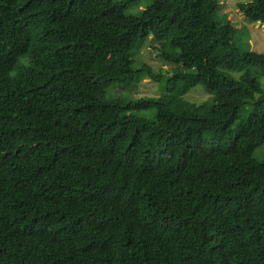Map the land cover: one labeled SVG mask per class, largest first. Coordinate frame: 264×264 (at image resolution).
I'll return each instance as SVG.
<instances>
[{"label":"trees","instance_id":"obj_1","mask_svg":"<svg viewBox=\"0 0 264 264\" xmlns=\"http://www.w3.org/2000/svg\"><path fill=\"white\" fill-rule=\"evenodd\" d=\"M130 2L0 0V264H264V54L221 0ZM149 36L171 76L133 68ZM144 78L165 93L111 94Z\"/></svg>","mask_w":264,"mask_h":264},{"label":"rangeland","instance_id":"obj_2","mask_svg":"<svg viewBox=\"0 0 264 264\" xmlns=\"http://www.w3.org/2000/svg\"><path fill=\"white\" fill-rule=\"evenodd\" d=\"M117 2H128L133 0H115ZM153 0H135L128 4L127 13L130 16H140L151 4ZM251 0H221L222 11L220 15L227 17L228 20L236 29L235 44L243 51H252L258 54H264V26L256 23H251L246 20L240 13L238 5H247ZM163 44L157 41L153 36L144 39L139 48L135 50L132 58V66L135 69L143 65H149L154 69L155 73L162 74L164 78L169 77L173 73L176 64L168 62L162 58L161 48ZM167 46V50H168ZM230 73V72H229ZM235 78L240 77V73L231 72ZM259 83L261 91L264 93V76H260ZM166 81H150L149 78H144L139 82L119 83L116 82L111 91L112 95L116 97L136 100L140 98H157L160 97L166 90ZM259 95H256L257 98ZM183 99L189 103L201 105L205 103H212L214 96L206 92L203 86L194 87L190 92L183 96ZM143 115H150L151 113L144 112ZM264 155V145L257 148L254 152V157L261 160Z\"/></svg>","mask_w":264,"mask_h":264}]
</instances>
